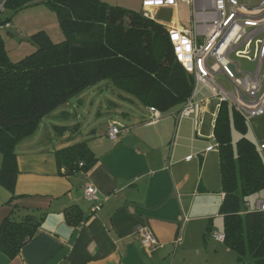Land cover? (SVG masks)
Instances as JSON below:
<instances>
[{
  "label": "crops",
  "instance_id": "crops-1",
  "mask_svg": "<svg viewBox=\"0 0 264 264\" xmlns=\"http://www.w3.org/2000/svg\"><path fill=\"white\" fill-rule=\"evenodd\" d=\"M183 4L156 9L171 15L169 21L157 22L185 27L180 18ZM210 96L206 88L196 96L205 103L197 127L193 116L177 123L176 113L173 118L161 114L154 124L146 120L150 111L142 120L125 115L129 124L110 119L124 130L116 141L94 137L89 142L98 160L87 173L60 174L56 147L23 139L16 148L17 198L11 204L12 193L0 183V224L13 203L23 213L47 214L17 256L9 258L0 250V264H254L251 254L241 257L214 237L224 234L221 208L226 194L215 137L219 109ZM246 121L248 136L264 158V115ZM210 146L215 148L208 151ZM3 159L0 152V165ZM89 185L97 188L98 200L85 197ZM252 197L243 212L253 209V202L256 207L258 199ZM99 203L100 209L93 211ZM74 205L84 212L79 224L70 222L65 212ZM140 228L155 236L156 247L142 244Z\"/></svg>",
  "mask_w": 264,
  "mask_h": 264
},
{
  "label": "trees",
  "instance_id": "trees-1",
  "mask_svg": "<svg viewBox=\"0 0 264 264\" xmlns=\"http://www.w3.org/2000/svg\"><path fill=\"white\" fill-rule=\"evenodd\" d=\"M37 3L57 12L65 39L54 42L47 32L39 31L32 35L37 49L13 61L0 35V152L4 158L0 183L12 193L9 204L17 198L18 144L59 106L106 80L121 90L122 102L138 100L148 109L164 112L184 105L195 86L193 74L177 59L168 28L146 18L143 11L101 0H6L3 7L17 11ZM9 22L0 20V26ZM121 114L126 117L130 112ZM215 137L226 194L221 208L224 243L241 257L251 254L254 264H264L263 214L256 208L242 209L251 195L264 190V158L248 136L247 121L227 103L218 110ZM89 142L54 151L60 174L87 173L94 167L98 159ZM20 210L13 203L0 224V250L9 258L20 253L47 214ZM65 212L75 224L85 219L78 206Z\"/></svg>",
  "mask_w": 264,
  "mask_h": 264
},
{
  "label": "built area",
  "instance_id": "built-area-1",
  "mask_svg": "<svg viewBox=\"0 0 264 264\" xmlns=\"http://www.w3.org/2000/svg\"><path fill=\"white\" fill-rule=\"evenodd\" d=\"M179 3L190 5L191 27H165L178 61L193 74L195 86L192 95L175 114L176 122L193 116L198 126L205 106L203 101L196 100L200 88L211 92L209 100H215L218 109L223 103L230 104L246 120L264 115V0H143V14L156 21V9L176 7ZM244 61L255 64L254 68H244ZM223 78L230 89L224 87ZM149 111L151 116L147 123H157L161 112L154 107ZM123 130L120 123L111 121L107 135L116 141ZM214 148L210 146L207 150ZM85 197L98 200L97 188L87 186ZM100 207V203L94 205L93 211ZM255 208L264 217V199L258 200ZM138 234L146 248L158 245L150 231L140 228ZM214 237L224 241L225 236L215 233Z\"/></svg>",
  "mask_w": 264,
  "mask_h": 264
},
{
  "label": "rangeland",
  "instance_id": "rangeland-1",
  "mask_svg": "<svg viewBox=\"0 0 264 264\" xmlns=\"http://www.w3.org/2000/svg\"><path fill=\"white\" fill-rule=\"evenodd\" d=\"M6 0H0V20L10 19L9 26H0V35L5 42L8 56L11 60L17 61L33 53L37 49V44L32 39V35L45 31L54 42H61L65 35L60 25L57 12L48 4H31L20 10L4 8ZM110 5H119L122 7L143 11V0H101ZM154 17L156 21H169L171 15L164 10H155ZM180 18L182 24L188 28L191 25V8L185 3L180 6ZM255 64L247 61L243 62L246 69H253ZM224 87L230 89L226 79H221ZM123 94L121 90L113 85L111 81H101L91 87L80 96L71 99L69 102L59 106L53 114L43 119L37 131L25 138V142H35L37 145L43 143L50 144L55 149L71 145L73 143L89 139L94 141V137L109 138L106 136V130L110 119H116L120 122L128 123L130 120L124 117L121 112H130L136 115L137 120L144 119L143 116L150 112L140 101L134 103L122 102L118 95ZM111 102L121 104L119 107L110 106ZM181 109L180 106L161 112L163 118H173V114ZM67 114V116H65ZM149 117L146 119L148 120ZM57 127H71L68 132H60ZM70 128V129H71ZM77 128V131L73 129ZM96 130V134L91 131ZM67 131V130H66ZM64 133V134H61ZM107 137V138H106ZM237 132L234 131V139L237 140ZM112 141L111 139H109ZM2 165H0L1 167ZM252 199H264V190L255 193ZM244 209V203H242ZM254 202L252 207L255 206ZM252 258L251 255L247 256ZM246 257V258H247Z\"/></svg>",
  "mask_w": 264,
  "mask_h": 264
}]
</instances>
